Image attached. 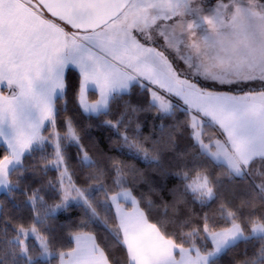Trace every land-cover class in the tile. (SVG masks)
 <instances>
[{
    "label": "trees",
    "instance_id": "obj_1",
    "mask_svg": "<svg viewBox=\"0 0 264 264\" xmlns=\"http://www.w3.org/2000/svg\"><path fill=\"white\" fill-rule=\"evenodd\" d=\"M80 83L79 73L69 68L65 92L55 102L54 124L43 133L61 136L64 164L73 183L90 191L88 204L56 210L63 193L60 172L52 166L54 148L46 143L26 153L8 176L9 188L0 194V264H59L60 256L74 248L73 236L82 233L94 235L110 264H131L110 201L122 190H129L149 222L181 248L208 254L210 233L239 225L244 238L208 264H264V234L252 235L256 224L264 226L263 158L255 159L247 173L233 174L196 143L188 110L174 104L170 113H162L151 102L149 89L137 83L113 96L107 111L86 114L79 103ZM69 125L79 142L68 141ZM204 128L208 134L209 124ZM7 156L1 146L0 162ZM197 177L208 179L212 197L189 189ZM32 227L56 256L43 260L34 238L27 240L23 253L19 232Z\"/></svg>",
    "mask_w": 264,
    "mask_h": 264
},
{
    "label": "rangeland",
    "instance_id": "obj_2",
    "mask_svg": "<svg viewBox=\"0 0 264 264\" xmlns=\"http://www.w3.org/2000/svg\"><path fill=\"white\" fill-rule=\"evenodd\" d=\"M31 2L50 18L35 0ZM107 29H112L117 35L114 37ZM91 34H98L100 44H108V47L104 44L103 47L92 50L102 60L117 68V73L131 78L132 83L144 84L142 76L150 78L149 75H152L155 78L164 75L182 84L186 91L229 93L210 91L205 87L213 84L239 91L231 94L252 95L254 99L264 102V0H132L117 19ZM125 37L133 43H128ZM113 42L128 48L129 52L125 55L115 53ZM129 58L138 65L129 66ZM70 64L73 66L71 62ZM79 67L84 71L85 87L95 85L104 90L110 85L105 77L99 76L100 71L94 63ZM7 74L8 70L0 71V144H5V148H8V156L0 162V194L9 188L8 176L15 166L21 164L23 156L34 148L50 143L55 150L52 166L60 172L59 186L63 193V201L56 210L65 209L73 203L87 205L90 191L82 190L71 180L63 160L61 136L53 131L50 137H46L43 133L45 128H42L46 127L44 124L38 133L39 128L36 127L37 134H22L20 120L15 118L10 101L17 98L19 88L6 80ZM152 82L154 84L149 86L151 102L158 105L162 113H170L175 104L174 96L183 98L166 85L159 84L158 81ZM83 101L82 99V103ZM88 105L85 103V109L92 112L102 109V101ZM193 114L194 140L203 151H207L211 145L219 148L221 145L218 138L214 140L215 137L205 134L202 118L194 112ZM54 116L53 110L47 118L48 123L54 122ZM68 141L79 142L71 125ZM218 155L222 157L223 153ZM188 187L202 198L213 196L206 177L191 180ZM116 198L113 195L110 199L113 206ZM263 228L262 225L254 226L252 234L263 235ZM29 238H34L42 249L43 260L57 255L35 227L21 229L19 232L18 240L24 254H27L26 242ZM219 253L214 244L208 254H202L195 248L190 249L186 253L189 256L186 262L208 264ZM183 256L180 253V261Z\"/></svg>",
    "mask_w": 264,
    "mask_h": 264
},
{
    "label": "crops",
    "instance_id": "obj_3",
    "mask_svg": "<svg viewBox=\"0 0 264 264\" xmlns=\"http://www.w3.org/2000/svg\"><path fill=\"white\" fill-rule=\"evenodd\" d=\"M107 31L114 37L117 35L112 29ZM99 39L98 34L74 32L58 24L45 16L31 0H0V71L8 70L6 80L19 88L17 98L10 101L15 118L20 120L23 135L37 134L43 124H54L50 121L48 123L47 118L55 111L56 99L65 92V78L69 68L80 75L79 103L86 114L97 115L107 111L113 96L129 92L132 85L136 84L126 74L117 73V68L102 60L92 50L104 44L108 47L107 43L100 44ZM125 40L132 42L128 37ZM112 46L119 55H125L128 51V48L115 42ZM90 61L98 67L99 76L109 81L110 85L106 89L100 90L95 85L84 86V71L79 66L91 64ZM129 61V66L138 65L131 58ZM149 76L152 80L142 76L144 84H137L150 90L149 86L154 84L152 81H158L181 96L183 100L174 96L175 104L189 111L191 127L194 112L202 118L203 127L209 124V134L215 137L214 140L218 138L221 145L219 148L211 145L207 151L201 150L215 161L228 166L233 174L241 176L247 173L255 159H264V102L254 99L252 95L186 91L182 84L164 75V78L161 75L155 78ZM97 101H102L100 111L85 109V103L89 106V103ZM36 127L39 128L37 133ZM1 146L7 147L5 144ZM222 153V157H219L218 154ZM115 197L117 201L113 204L118 227L131 264L188 262L189 256L186 253L190 249L178 247L166 239L149 222L129 190H122ZM243 238L244 233L237 224L227 230L209 234L212 247L216 245L218 252ZM73 241L74 248L60 256L59 264H110L94 235L77 234L73 236ZM180 253L184 255L182 261L179 260Z\"/></svg>",
    "mask_w": 264,
    "mask_h": 264
},
{
    "label": "water",
    "instance_id": "obj_4",
    "mask_svg": "<svg viewBox=\"0 0 264 264\" xmlns=\"http://www.w3.org/2000/svg\"><path fill=\"white\" fill-rule=\"evenodd\" d=\"M41 9L71 31L92 33L117 19L132 0H35Z\"/></svg>",
    "mask_w": 264,
    "mask_h": 264
}]
</instances>
